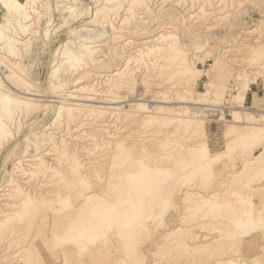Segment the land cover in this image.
<instances>
[{"label": "rangeland", "instance_id": "rangeland-1", "mask_svg": "<svg viewBox=\"0 0 264 264\" xmlns=\"http://www.w3.org/2000/svg\"><path fill=\"white\" fill-rule=\"evenodd\" d=\"M145 2L37 0L29 11L31 19L24 23L10 19L0 0V24L8 25L5 35L18 43L17 57H9L1 49L3 42L0 43V92L25 99L29 104L11 107L8 113L0 108V221L4 219L0 222V264H223L229 258L238 264H264V139L245 148L232 144L230 151L220 152L241 131L243 124L236 113L241 110L264 113V0ZM162 32L178 38L183 60L194 73L191 70L175 74L176 61H164L163 52L162 58L158 57L155 49L149 52L148 48L157 47V43L144 44V40L156 38ZM83 44L95 46L88 56L79 49ZM71 55H76L77 65L72 63ZM244 83L250 86L248 91L242 90ZM82 85L89 89V94L87 91L86 95L75 94L74 101H65L67 91ZM247 92V101L239 103L236 100L239 93L245 98ZM68 103L79 107L70 111V106L65 105ZM201 107L208 109L206 113L200 112ZM58 110L59 122L49 126ZM68 114H72L69 120ZM146 118L170 125L146 126L142 123ZM177 118L188 119L190 126L175 130L172 121ZM200 122L205 123V128L197 126ZM231 127L233 132L225 136L223 133ZM48 133L59 144L57 147L42 141V134ZM169 141L171 145H163ZM201 142L211 150L210 157L219 154L218 161L211 160L204 169L189 162L194 158L189 150ZM50 144L52 147L47 148ZM127 148L133 158L141 157L150 166L166 170L164 179L166 175L175 176V180L169 176L166 180L170 182L161 183L160 192L165 199L151 210V217L143 212V219L140 218L143 226L133 225L132 240L114 221L106 229L99 227L93 211L82 205L83 198L75 197L77 187L72 186L80 174L90 187L86 195L97 194L115 202L120 193L111 186L124 171L135 167L133 161L122 159ZM37 155L53 171L32 174L30 160ZM70 171L77 172L75 177ZM156 177L150 179L152 183L149 181L153 186L161 178ZM43 185H47L46 189ZM17 187L28 191L27 194L31 192L28 196L35 200L20 217L16 205L23 199ZM49 191L53 198L46 195ZM54 193L68 197L64 207L56 205ZM236 197L251 198L253 225L233 227L232 215L239 216L243 210ZM196 198L200 201L215 198L220 205L200 206ZM165 202L168 204L164 206ZM85 225L94 236L90 242L82 237ZM127 244L134 247L130 258L125 259L122 254Z\"/></svg>", "mask_w": 264, "mask_h": 264}, {"label": "bare ground", "instance_id": "bare-ground-1", "mask_svg": "<svg viewBox=\"0 0 264 264\" xmlns=\"http://www.w3.org/2000/svg\"><path fill=\"white\" fill-rule=\"evenodd\" d=\"M145 1H147V0H140V2H141V4H143V2H145ZM1 2H2V4H3V9H5L6 10V12L8 13V15H10V19H12L13 21H17V19H18V21L20 20H22V22H24V23H26L28 20L27 19H31L30 18V15H29V11H32L33 10V8H34V6L36 5V2H37V0H1ZM129 2V1H128ZM164 2V1H163ZM162 2V3H163ZM130 3V2H129ZM145 3H147V2H145ZM27 6L29 7L28 8V10H27ZM38 7H39V5H38ZM190 9V8H189ZM37 11V10H36ZM1 14V13H0ZM193 17V16H192ZM35 18V17H34ZM19 21V22H20ZM32 21V20H31ZM21 22V24H23ZM29 22V21H28ZM31 23V22H30ZM9 24H12V23H9ZM20 24V25H21ZM24 25V24H23ZM170 25V24H169ZM7 26L8 25H4V24H0V43L1 42H3V44H4V46H2L1 47V49L2 50H4V52H6V53H8L9 55V57H11L12 55H16V57H17V49H15V47L16 46H18V45H16V43H17V41L16 40H14V39H11V37L10 36H8V35H5V32H4V30L5 29H7ZM15 27V26H14ZM17 30V29H16ZM19 31V30H18ZM22 31V30H21ZM23 31H24V28H23ZM16 33V32H15ZM21 33V32H20ZM14 34V33H13ZM19 34V33H18ZM23 34H24V32H23ZM15 36V35H14ZM26 36V35H25ZM24 37V36H23ZM27 37V36H26ZM14 38V37H13ZM28 38V37H27ZM26 38V39H27ZM19 39V38H18ZM129 41H127V42H125V44L126 43H128ZM141 43V42H140ZM144 44L145 43H152V45L153 44H156L157 45V47L155 46V47H149L148 49H149V52H151L153 49H155V52L157 51V54L159 53L160 54V56H158V57H161V52H163V59H164V61L166 60V62L167 61H172L173 60V63H174V61H176L174 64H176V69H175V67H174V69L176 70V73L175 74H177L178 72L180 73V74H182V73H186V72H188V71H193V69H191V68H189V64H187V62L185 63L184 61L185 60H183V56H184V54H181L182 52L180 51V48H181V44H179V40H178V38L175 36V35H172V34H170L169 32H162L161 34H159L156 38H152V39H150V40H144V42H143ZM2 44V43H1ZM18 44V43H17ZM22 44V43H21ZM26 44V43H25ZM142 44V43H141ZM146 44V45H147ZM16 45V46H15ZM124 45V44H123ZM159 45V46H158ZM21 46V45H20ZM97 46V45H96ZM17 48V47H16ZM28 48V47H27ZM95 48V46H93V45H90V44H83V45H81L80 47H79V49H80V51L85 55V56H88L92 51H93V49ZM20 49V48H19ZM140 50V49H139ZM147 50V49H146ZM141 51V50H140ZM148 51V50H147ZM229 51V50H228ZM258 51V50H257ZM256 51V52H257ZM3 52V51H2ZM3 52V53H4ZM21 52V51H20ZM226 52V50L224 51V53ZM145 53V52H144ZM259 53V52H258ZM258 53H255V54H257L258 55ZM139 54V53H138ZM143 54V53H142ZM260 54H261V52H260ZM258 55V56H261V55ZM264 55V54H263ZM20 56V55H19ZM135 56V55H134ZM133 56V57H134ZM137 56V55H136ZM255 56V55H254ZM187 57V56H186ZM253 57V56H252ZM257 56H255V58H256ZM14 58V57H13ZM71 58H72V63L74 64H76L77 63V57H76V55H71ZM89 59H91V57L89 56L88 57ZM88 58H86V60L88 59ZM162 58V57H161ZM257 58H261V57H257ZM263 58V57H262ZM162 59V60H163ZM256 60V59H255ZM137 61H138V59H137ZM163 61V62H164ZM166 62H164V64L166 63ZM172 63V62H171ZM77 65V64H76ZM75 65V66H76ZM155 66V65H154ZM158 69V68H157ZM190 69V70H189ZM159 70V69H158ZM174 70V71H175ZM195 70V69H194ZM192 73H194V71L192 72ZM207 74V73H206ZM115 75V74H114ZM190 75V74H189ZM171 76V75H170ZM193 76V75H192ZM187 77V76H186ZM189 78H191V76H188ZM186 79V78H185ZM237 79V78H236ZM187 81V80H186ZM212 85V84H211ZM210 85V86H211ZM216 88V87H215ZM218 89V88H217ZM250 89V86L248 85V83H244L243 84V86H242V90H246V91H248ZM88 88L87 87H85V85H82V86H80V87H76V88H71L69 91H67L66 93H67V97H66V100L65 101H74L75 100V98L77 97V95L76 96H74L75 94H81V95H86V91H87V93H88ZM212 90V89H211ZM90 92V91H89ZM85 93V94H84ZM92 93H93V91H92ZM209 93V92H208ZM89 94V93H88ZM100 94V93H99ZM213 95V94H212ZM94 96V95H93ZM221 96V95H220ZM236 96V95H235ZM221 98V97H220ZM233 98H235V97H233ZM238 99H236L237 101L239 100V103H243V101H244V97L242 96V94L241 93H239V96L237 97ZM231 99V98H230ZM105 100V99H104ZM219 100V99H218ZM237 101H235V102H237ZM192 104H196L195 102L194 103H192ZM29 104H28V102H27V100H25V99H19V98H11V97H9L8 95H5V94H2L1 92H0V108H1V110H2V112L3 113H8L9 111H10V109H11V107H17V108H19V107H22V106H28ZM65 105H68V106H70V108H68V110H77V108L79 107V105L78 104H74V103H68V104H65ZM72 106H75L74 108H72ZM239 107H242V105L241 106H239ZM104 108V107H103ZM191 108V110H194V109H198V108H195V107H190ZM105 109V108H104ZM107 109H110L109 107H107ZM208 109H206V108H204V107H201L200 108V112H202V113H206V111H207ZM184 111V113H185V110H183ZM59 110H58V112H57V114H56V117L54 118V120H53V122L49 125V126H51V125H54L55 124V122H59V119H60V116H59ZM199 114V113H198ZM235 114V113H234ZM233 114V115H234ZM71 115L72 114H68L67 115V117L66 118H68V120H69V118L71 117ZM201 115V114H200ZM206 115V114H205ZM236 116L238 115V117H239V119H241V121H239V122H241L242 124H243V126L240 128V132H239V134L237 135V136H234L233 135V139H231V144L230 145H225V146H222V148H221V154H224V153H226L227 151H230V148H231V145L232 144H235V145H237V146H240V147H243V148H245V147H249V146H251V145H253V144H255V143H257L258 142V139H260V138H263L264 139V113L262 114V113H260V112H258V111H247V110H241L239 113H236L235 114ZM74 117V116H73ZM76 117V116H75ZM150 117H152V116H150ZM77 118V117H76ZM258 121H262L263 122V124H260V125H258V124H256ZM73 122H74V120H73ZM73 122H71L72 124H74ZM83 123V122H82ZM142 123H144L146 126L147 125H152L153 124V126H154V124L155 125H159V126H165V127H167L166 125L167 124H169L168 122H166V121H163V120H157L156 118H146ZM143 124V125H144ZM172 124L174 125V127H175V130L176 129H178L179 127H182V128H184L185 130L190 126V124H191V122L188 120V119H180V118H177V119H174L173 121H172ZM171 124V125H172ZM251 124H256V125H254V126H250ZM79 125V124H78ZM144 125V126H145ZM170 125V124H169ZM56 126V125H55ZM158 126V127H159ZM199 128H205V123L204 122H200L198 125H197ZM151 127V126H150ZM82 128V127H81ZM153 128V127H152ZM157 128V127H156ZM46 129H49L48 127L46 128ZM75 129V128H74ZM80 129V128H79ZM67 130V129H66ZM233 127H231L229 130H227L226 132H224L223 134L226 136V135H229V133H232L233 132ZM69 131V130H68ZM75 131V130H74ZM79 130H77V132H78ZM171 132V131H170ZM52 134V133H51ZM83 134V133H82ZM175 134V133H174ZM78 135V134H77ZM79 135H81V134H79ZM76 136V137H80V136ZM176 135H179V134H176ZM83 136V135H82ZM81 136V137H82ZM180 136V135H179ZM42 141H45V142H47V143H49V142H52L53 143V147H55L56 145H59V144H55L53 141V137L48 133V134H42ZM53 138V139H52ZM64 141V140H63ZM41 142V141H40ZM171 141H169V142H166V143H164L163 145H168L169 143H170ZM262 142V141H261ZM46 143V144H47ZM59 143V142H58ZM176 143H173V145H175ZM163 145H162V147H163ZM169 145H171V144H169ZM172 145V146H173ZM46 146V145H45ZM61 146V145H60ZM66 146V145H65ZM43 147V146H42ZM47 147V146H46ZM52 146H51V144H50V147H47V148H51ZM57 147V146H56ZM171 147V146H170ZM174 147H176V146H174ZM179 147L180 148H178V149H180V150H182V145H179ZM261 148V147H260ZM43 149V148H42ZM54 149V148H53ZM132 149V148H131ZM61 150V149H60ZM60 150H59V152H60ZM183 150H184V148H183ZM252 150V149H251ZM43 151V150H42ZM45 151H47V150H45ZM52 151V150H51ZM127 152H125V154H123L122 155V159H124V160H129V162L130 161H133L132 162V164L133 165H135V167H134V169H132V170H129V171H124V174H122L121 176H119V179H117L118 181H117V183H113V185L111 186L110 184L111 183H109L108 184V186H111L112 188H114V187H116V188H114V190L115 189H117L118 190V192L120 193H118L119 195L116 197V201L115 202H113V203H111V202H109V201H107V200H105L104 198H100L99 196H97V194L95 195V194H92V195H86L85 193H86V191L90 188L89 187V184H88V182H86V180L84 179V177H82L80 174H77L76 176H77V180H75L74 181V179H71V180H73L74 182H73V184H72V186H76L77 187V191L75 192V197H77V198H79L80 197V199L81 198H83V204L82 205H86V206H88V208L90 209V210H92L93 211V213H94V216H95V218H96V221H97V223H98V225H99V227H103V229H106L110 224H111V221H114L116 224L118 223L122 228H123V230H124V232L126 233V236L128 237L129 236V239H131L132 240V234H133V231H134V227H133V225H135V227H141L142 228V226H141V217L144 215V213L143 212H147L146 213V215L149 213V217H151V215L150 214H152V213H150L151 212V210L155 207V206H157V205H159V204H161V201H162V199H163V197H164V195L161 193L162 191H161V185H163V184H161L162 182H165L164 180H166V178L167 177H169V176H171V178L173 179V177H175V176H173V175H166L167 177H165V179H164V176H165V171L166 170H162V169H160V168H158V166H155V165H152V166H150L148 163H146V161L142 158L141 159V157H139V158H133L131 155H130V153H131V151H130V149L129 148H127V150H126ZM190 152V154L192 153L193 154V157L194 158H192L191 157V161H189L190 162V165H193V167L195 166V167H197L198 169H204V167H206L207 165H209V162L211 161V160H213V159H215L216 157H219V154L217 155V156H215L214 158H212V157H210V152H211V150L209 149V147L207 146V144L205 143V142H201L199 145H197L195 148H192V149H190L189 150ZM48 152V151H47ZM56 152V151H55ZM63 152V151H62ZM258 152V151H257ZM49 153V152H48ZM65 153V152H64ZM142 153V152H141ZM187 153V152H186ZM60 154H62V153H60ZM143 154V153H142ZM48 155V154H47ZM58 155V154H57ZM57 155H54L55 157L57 156ZM147 155V154H146ZM39 156H40V154H39ZM45 156V155H44ZM49 156H50V154H49ZM61 159H62V157H63V154L62 155H58ZM57 156V157H58ZM74 156V155H73ZM140 156V155H139ZM257 156V155H256ZM51 157H53V154L51 155ZM54 157V158H55ZM58 157V158H59ZM69 157V156H68ZM32 158V157H31ZM46 158V157H45ZM58 158H57V160H58ZM74 158V161H75V157H73ZM211 158V159H210ZM56 159V158H55ZM70 159H72L71 157H70ZM219 159V158H218ZM44 159H42L41 157H38V155H37V158H34L33 160L31 159L30 161H31V165H32V167H33V171H31V173L32 174H39V172L40 173H47V172H51V171H53L52 169V167H50V166H48L44 161H43ZM46 160V159H45ZM64 160H66V158L64 159ZM126 160V161H127ZM176 160V159H175ZM174 160V161H175ZM227 160V159H226ZM28 161V160H27ZM51 161V160H50ZM68 161V160H67ZM71 161V160H70ZM123 161V160H122ZM178 161V160H177ZM213 161H215V160H213ZM216 161H218L217 160V158H216ZM21 162V161H20ZM58 162H63V161H61V160H59ZM128 162V163H129ZM25 163V162H24ZM23 163V164H24ZM67 163V162H66ZM77 163V162H76ZM177 163V162H176ZM69 164V162L67 163V165ZM82 164V163H81ZM80 164V165H81ZM179 164V163H178ZM183 164V163H182ZM185 164V166L187 165L186 164V162L184 163ZM27 165V164H26ZM73 165V164H72ZM77 165H78V163H77ZM76 165V166H77ZM175 165V164H174ZM19 166H22V165H20L19 164ZM24 166V165H23ZM70 166V165H69ZM79 166V165H78ZM178 166V165H177ZM180 166H182V165H180ZM25 167H27V166H25ZM25 167H24V169H25ZM30 167L31 166H29V168H28V170L30 169ZM60 167H62V165H60ZM64 167H65V165H64ZM80 167V166H79ZM17 168V167H16ZM23 168V167H22ZM188 168V167H187ZM264 168V167H263ZM32 169V168H31ZM67 169H69V168H66L65 170H67ZM79 169V168H78ZM130 169V168H129ZM26 170H27V168H26ZM71 170V169H70ZM263 170V169H262ZM23 171V170H22ZM73 171V170H72ZM72 171H70V172H72ZM74 171H77V169L76 170H74ZM195 171V170H194ZM255 171V170H254ZM19 172H21V171H19ZM29 172V171H28ZM78 172V171H77ZM77 172H75V174L77 173ZM168 172V171H167ZM22 173V172H21ZM73 174H74V172H72ZM25 174H27V172H25ZM24 174V175H25ZM68 174H69V172H68ZM72 174V175H73ZM75 174H74V177H75ZM167 174H169V173H167ZM262 174V173H261ZM42 175V174H41ZM49 175V174H48ZM83 175V174H82ZM119 175V174H118ZM256 175V174H255ZM254 175V176H255ZM257 175H260V174H258L257 173ZM256 175V176H257ZM20 176V175H19ZM27 176V175H26ZM31 177H32V175H30ZM40 176V175H39ZM43 176V175H42ZM46 176V175H45ZM154 176L156 177V178H158V176H160L159 178L160 179H156L157 181H156V183H154V186L153 185H151L150 183H149V181H150V179H152V178H154ZM255 176V177H256ZM262 176V175H261ZM24 177V176H23ZM29 177V176H28ZM30 177V178H31ZM41 177V176H40ZM70 177V176H69ZM111 177V176H110ZM113 177V176H112ZM176 177H178V176H176ZM21 178V177H20ZM26 178V177H25ZM35 178V177H34ZM37 179H38V177H36ZM35 178V179H36ZM46 178V177H45ZM116 178H118V177H116ZM24 179V178H23ZM32 179V178H31ZM177 179V178H176ZM40 180V179H39ZM64 180V179H63ZM70 180V181H71ZM114 180V179H113ZM112 180V181H113ZM173 180H175V179H173ZM172 180V181H173ZM29 181V180H28ZM42 181V180H41ZM44 181V180H43ZM65 181V180H64ZM70 181H69V183H70ZM154 181V180H153ZM161 181V182H160ZM167 181H169V179H167L166 180V182ZM171 181V180H170ZM169 181V182H170ZM114 182H115V180H114ZM151 183H152V181H150ZM165 182V183H166ZM21 183V182H20ZM26 183V182H25ZM43 183H45V182H43ZM51 183H52V181H51ZM10 184V186L13 184V182H12V184H11V182L9 183ZM15 184H17V183H15ZM41 184H42V182H41ZM68 184V182L66 183V185ZM172 184V183H171ZM8 185V184H7ZM18 185V184H17ZM9 186V187H10ZM44 186V185H43ZM45 186H47V185H45ZM44 186V187H45ZM53 186V185H52ZM165 186V185H164ZM166 186H167V184H166ZM13 187V186H12ZM15 187H16V185H15ZM14 187V188H15ZM44 187H41L40 186V188H44ZM51 187V186H50ZM49 187V188H50ZM67 187V186H66ZM65 187V188H66ZM168 187H169V185H168ZM174 187V186H173ZM11 188V187H10ZM19 187H17V189H18ZM23 188V187H22ZM73 188V187H72ZM175 188V187H174ZM8 189V188H7ZM16 189V190H17ZM45 189H46V187H45ZM56 189H57V187H56ZM108 189V188H107ZM162 189H163V186H162ZM165 189V188H164ZM168 189V188H167ZM169 189H171V188H169ZM9 190V189H8ZM54 190V189H53ZM52 190V191H53ZM69 190H70V187H69ZM68 190V191H69ZM176 190V189H175ZM264 190V189H263ZM7 191V190H6ZM10 191H11V189H10ZM9 191V192H10ZM13 191H15V190H13ZM12 191V192H13ZM35 191V190H34ZM55 191V190H54ZM161 191V192H160ZM225 191V190H224ZM26 192H28V191H26ZM26 192H24V191H22V190H17V193L19 194V195H21V197H22V199L23 200H21V202H18L19 204H17V202H16V206H18V208L15 206V205H13V203L11 202V204L13 205V206H15V208H17V209H19V210H16L17 212H18V215L17 216H19L20 215V213L22 214V211L23 210H25V208L28 206V204H31V202L33 201H35V200H33L34 199V197H33V199L30 197V196H28V194H30V193H26ZM58 192V191H57ZM109 192V191H108ZM114 192H116V190L114 191ZM175 192V191H174ZM256 192V191H255ZM257 192H261V191H257ZM11 193V192H10ZM46 193V192H45ZM48 193V192H47ZM107 193V192H106ZM109 193H111V192H109ZM14 194V193H13ZM50 194H52V193H50V191H49V193L48 194H46V195H49V196H51ZM55 194V193H54ZM174 194V193H173ZM233 194V193H232ZM6 195V194H5ZM12 195V194H11ZM16 195V194H15ZM15 195H14V197H15ZM32 195V194H31ZM41 195V194H40ZM43 195H44V193H43ZM53 195V194H52ZM103 195V194H102ZM107 195V194H106ZM234 195L235 196H237L235 193H234ZM35 196V195H34ZM38 196V195H37ZM105 198H106V196L105 195H103ZM168 196V195H167ZM183 196V195H182ZM1 197V196H0ZM7 197V196H6ZM13 197V196H12ZM13 197V198H14ZM16 197H18V196H16ZM36 197V196H35ZM40 197H42V196H39L38 198H40ZM52 198L54 197V196H51ZM172 197V196H171ZM45 198V197H44ZM55 198H56V200L58 201H56L57 203H56V205L58 204V203H60V206L62 205L63 206V204L65 205L66 203H67V199H68V197H65V196H60V195H58L57 193L55 194ZM168 198V197H167ZM174 198V197H173ZM182 198V197H181ZM237 198V197H236ZM4 199V198H3ZM7 200L9 199V198H6ZM5 199V201H7ZM41 199V198H40ZM39 199V200H40ZM108 199V198H107ZM164 199H165V197H164ZM12 200V199H11ZM53 200H55V199H53ZM113 200V199H112ZM237 201H239V202H241V204H242V206H243V210L242 211H240V213H239V216H236V215H232V219H231V217H229L231 220H232V224H233V227L235 228V229H240V228H242V227H246V226H250V225H253V223H254V208H253V202H252V200H251V198L250 197H238L237 199H236ZM10 201V200H9ZM15 201H16V199H15ZM168 201V200H167ZM171 201V200H170ZM195 201L197 202V204H199L200 206H203V204H204V206H205V204H208V205H210V206H213V207H215V208H217V206H219L220 205V203H219V201H216V199L215 198H206V199H204V200H202V201H200V199H195ZM14 202V201H13ZM79 202H81V201H79ZM173 202V201H172ZM238 202V203H239ZM47 204H49V202H46ZM51 203V202H50ZM7 204V203H6ZM15 204V203H14ZM52 204V203H51ZM51 204H49V205H51ZM164 204H166V202L165 203H163V205ZM167 204H168V202H167ZM166 204V205H167ZM174 204V203H173ZM34 205H35V203H34ZM55 205V204H54ZM175 205V204H174ZM237 205V204H236ZM235 205V206H236ZM6 206V205H5ZM9 206L11 207V205L9 204ZM12 206V207H13ZM57 206H59V204L57 205ZM59 206V207H60ZM160 206V205H159ZM165 206V205H164ZM185 206V205H184ZM231 206V205H230ZM33 207H35V206H32V209H33ZM64 207V206H63ZM62 207V208H63ZM237 207H238V205H237ZM1 208V207H0ZM2 208H5V207H2ZM14 208V209H15ZM162 208V207H161ZM161 208H159V209H161ZM165 208V207H164ZM212 208V207H211ZM241 208V207H240ZM31 209V210H32ZM37 209V208H36ZM81 209V208H80ZM87 209V208H86ZM154 209H156V208H154ZM239 209V208H238ZM3 209H1V211H2ZM5 210V209H4ZM12 210V209H11ZM241 210V209H240ZM59 211V210H58ZM57 211V212H58ZM75 211V210H74ZM74 211H72V212H74ZM77 211V210H76ZM160 211V210H159ZM159 211H157V212H159ZM33 212H34V210H33ZM7 213V212H6ZM5 212H4V214H6ZM11 213V216H14V217H16L15 215H12V212H10ZM13 213H16V212H14V210H13ZM61 213V212H60ZM112 213V214H111ZM42 214H44V213H42ZM72 214H74V213H72ZM71 214V216H73ZM91 214V213H90ZM1 215V214H0ZM115 216V217H112V216ZM145 215V216H146ZM5 215H3V217H4ZM10 216V217H11ZM41 216V215H40ZM2 217V216H1ZM9 217V218H10ZM13 217V218H14ZM20 217V216H19ZM25 217V216H24ZM67 217H68V213H67ZM147 217H148V215H147ZM153 217V216H152ZM227 217V216H226ZM17 218V217H16ZM27 218V217H26ZM25 218V220H27V222H28V224L30 223V221H28V219H26ZM31 218H32V215H31ZM41 218V217H40ZM51 218V217H50ZM56 218V217H55ZM54 217H53V219H55ZM62 218V217H61ZM72 218V217H71ZM77 218V217H76ZM8 219V217H6V220ZM12 219V218H11ZM20 219V218H19ZM24 219V218H23ZM33 219V218H32ZM43 219V218H42ZM142 219H143V217H142ZM17 220V219H16ZM21 220V219H20ZM34 220H35V218H34ZM36 220H38L37 218H36ZM58 220V219H57ZM70 220V219H69ZM146 220H148L147 218H146ZM145 220V221H146ZM4 221V219L2 220L1 219V221L0 222H3ZM18 221V220H17ZM71 221H72V219H71ZM86 221V220H85ZM20 222V221H19ZM31 222H32V220H31ZM144 222V221H143ZM12 223H13V221H12ZM16 223V222H15ZM23 223V222H22ZM3 224V223H2ZM14 224V223H13ZM16 224H19V223H16ZM15 224V225H16ZM27 224V223H26ZM31 224H33V222L31 223ZM30 224V225H31ZM82 224H83V222H82ZM24 225V224H23ZM29 225V226H30ZM112 225V224H111ZM14 226V225H13ZM13 226H11V227H13ZM36 226V225H35ZM34 226V227H35ZM113 226V225H112ZM115 226V225H114ZM9 227H10V225H9ZM15 227V226H14ZM24 227V229H25V232L24 233H26V226L24 225L23 226ZM5 228V227H4ZM18 228V227H17ZM32 228V227H31ZM31 228H29V229H31ZM37 228V227H36ZM39 228V227H38ZM56 228V227H55ZM94 228V227H93ZM92 228V229H93ZM136 228V230H138ZM7 229H8V226H7ZM20 229H21V227H20ZM29 229H27V231L29 230ZM58 229H60V227L58 228ZM58 229H57V232H58ZM68 229H69V227H68ZM89 229H90V227H88V226H83V230H84V233L82 234V237L83 238H87V240L90 242V240L91 239H94V236H92V232L90 233V231H89ZM111 229V228H110ZM3 230V229H2ZM5 230H6V228H5ZM10 230H11V228H10ZM19 230V229H18ZM34 230V229H33ZM108 230V229H107ZM141 230V229H140ZM139 230V231H140ZM17 231V230H16ZM16 231H14V232H16ZM22 232L24 231L23 229L21 230ZM20 231V232H21ZM106 231V230H105ZM109 231V230H108ZM215 231H216V229H215ZM2 232V231H1ZM11 232V231H10ZM59 232H61V229H60V231ZM4 232H2V234H3ZM6 233V232H5ZM7 233H9L8 232V230H7ZM18 233H19V231H18ZM27 234V233H26ZM135 234V233H134ZM12 235V234H11ZM15 235H17V234H15ZM14 235V236H15ZM20 235V234H19ZM98 235V234H97ZM100 235V234H99ZM220 235V234H219ZM4 236V235H3ZM13 236V237H14ZM257 236V235H256ZM9 237L11 238L12 236H10L9 235ZM12 237V238H13ZM16 237V236H15ZM96 237H98V236H96ZM95 237V238H96ZM4 238V237H3ZM6 238V237H5ZM24 238V237H23ZM76 237L75 236H72V239L71 240H74ZM14 239V238H13ZM15 239H19V238H15ZM14 239V240H15ZM21 239V238H20ZM4 240V239H3ZM135 240V239H134ZM249 240V239H248ZM6 241H8V240H6ZM11 241V240H10ZM75 241V240H74ZM136 241V240H135ZM252 241V240H251ZM251 241H249V242H251ZM1 242H2V238H1ZM1 242H0V245H1ZM11 242H13V241H11ZM39 242V241H38ZM131 242V241H130ZM130 242H127L128 244L130 243ZM4 243V242H3ZM10 243V242H9ZM131 243H133V241L131 242ZM130 243V244H131ZM241 243V242H240ZM8 244V243H7ZM41 244V243H40ZM127 244V246L126 247H124L123 248V254H122V257H124L125 259H128V258H130L129 256H130V251L133 249V247L131 246V245H128ZM239 244V243H238ZM247 245H248V243H246ZM11 245V244H10ZM12 246V245H11ZM81 246H83V245H81ZM2 247V246H1ZM7 248V247H6ZM5 248V249H6ZM8 248H9V246H8ZM12 248V247H11ZM2 249V248H1ZM0 249V250H1ZM10 249V248H9ZM8 249V250H9ZM20 249V248H19ZM4 251V250H3ZM7 251V250H6ZM5 251V252H6ZM12 251V250H11ZM19 251V250H18ZM22 251V250H21ZM2 252V251H1ZM9 252V251H8ZM20 253V252H19ZM66 253V252H65ZM70 253V252H69ZM6 254V253H5ZM13 254V253H12ZM62 254V253H61ZM64 254V253H63ZM62 254V255H63ZM20 255V254H19ZM61 255V256H62ZM68 255V254H67ZM66 255V256H67ZM124 255V256H123ZM4 256H6V255H4ZM17 256V255H16ZM15 257V256H14ZM18 257V256H17ZM22 258H23V256H21ZM12 258V257H11ZM2 259H4V257L2 258ZM238 260V259H237ZM1 261H7V260H1ZM9 262V261H8ZM246 263V262H245ZM223 264H238V262L235 260V259H227V260H225V262H223ZM242 264V263H241ZM244 264V263H243Z\"/></svg>", "mask_w": 264, "mask_h": 264}, {"label": "crops", "instance_id": "crops-1", "mask_svg": "<svg viewBox=\"0 0 264 264\" xmlns=\"http://www.w3.org/2000/svg\"><path fill=\"white\" fill-rule=\"evenodd\" d=\"M249 92H251V91H249ZM249 92H247V94H246V96H245V101H247L246 99H247V96H248ZM252 95H253V94H252Z\"/></svg>", "mask_w": 264, "mask_h": 264}]
</instances>
